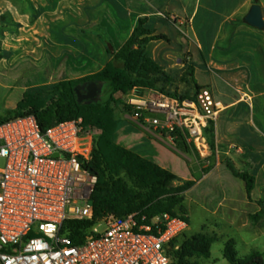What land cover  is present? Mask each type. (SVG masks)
I'll use <instances>...</instances> for the list:
<instances>
[{"label": "rangeland", "instance_id": "obj_1", "mask_svg": "<svg viewBox=\"0 0 264 264\" xmlns=\"http://www.w3.org/2000/svg\"><path fill=\"white\" fill-rule=\"evenodd\" d=\"M164 5L163 1L150 5L146 0H23L21 16L7 14L2 18L6 26L0 29V116L17 114L28 91H40L53 99L56 97L52 92L58 83L102 70L132 35L139 19L146 18V11L161 10L167 17L173 14L177 21V9L172 6L165 10ZM176 21L167 18L151 29L167 39L152 41L147 52L165 73L158 85L160 89L193 96L194 83L187 77L193 67L188 59V32L185 25L177 27ZM116 64L123 67L122 63ZM196 78L201 83L205 81V76ZM117 99L120 101L114 106L119 122L117 132L124 139L118 144L115 137L116 144L146 155V143L160 142L162 149L156 147V156L168 162V166L184 169L185 164L188 178L179 177L181 181L174 185L196 182L178 209L188 219L189 229L176 246L180 248L197 234L209 236L214 239L210 257L190 256L183 262L172 258L171 264H230L224 258L229 241L239 258L257 251L264 260V219L258 222L252 219L260 210L259 201L264 200V152H238V147L223 152L215 139L216 150L210 148V154L201 155L193 146L184 148L172 140L170 133L146 126L127 113L124 95H117ZM259 131L264 137V128ZM101 136L99 129L95 140L99 141ZM263 137L258 141H263ZM243 171L256 180L252 199L247 196L243 180L235 175ZM104 229L102 226L100 231Z\"/></svg>", "mask_w": 264, "mask_h": 264}, {"label": "built area", "instance_id": "obj_2", "mask_svg": "<svg viewBox=\"0 0 264 264\" xmlns=\"http://www.w3.org/2000/svg\"><path fill=\"white\" fill-rule=\"evenodd\" d=\"M146 126L181 136L201 155L204 130L218 114L209 90L181 100L157 91L124 96ZM99 129L83 118L42 131L33 115L0 123V264H170L186 220L170 214L110 215L79 244L63 234L69 220H92L98 181L89 164ZM104 226L105 229L100 231Z\"/></svg>", "mask_w": 264, "mask_h": 264}, {"label": "trees", "instance_id": "obj_3", "mask_svg": "<svg viewBox=\"0 0 264 264\" xmlns=\"http://www.w3.org/2000/svg\"><path fill=\"white\" fill-rule=\"evenodd\" d=\"M147 18L139 19L138 25L132 35L113 54V60L92 75L58 83L53 90L56 98L46 97L40 91H28L14 116H0V123L15 118L33 115L36 117L42 131L59 122L83 118L86 125L96 127L102 131L100 140L94 141L93 159L89 164L98 181L92 196L94 216L92 220H69L63 227V234L69 236L74 243L85 241L99 220L110 215L123 217L132 213H139L152 219L161 214H170L187 220L179 214L178 209L185 199V194L195 185V181H186L181 186L174 183L181 181L171 171L158 164L143 158L139 154L128 150L115 142L118 130V120L115 115V105L120 103L117 95H129L133 91L143 94L146 90L157 91L181 100L196 99L199 92L204 89L199 86L194 68L187 73L194 83L195 95H178L167 93L158 85L163 82L165 73L162 67L148 54L147 47L152 41L166 40L163 34H154L146 26ZM116 62L122 63L120 67ZM88 81H99L106 87L100 102L80 105L74 94V87ZM104 90V89H103ZM125 110L133 114L131 107L124 104ZM211 150H216L215 121H209L204 130ZM174 142L184 148L188 147L185 140L179 136ZM236 177L243 180L249 199H252L256 180L247 171L235 172ZM260 210L252 216L254 222L264 219V200L259 201ZM179 239L172 242L175 247ZM214 239L197 234L185 241L178 250H172L170 259L185 261L190 256L210 257V245ZM229 241L225 247L224 258L230 264H264L262 255L252 251L244 258H239L238 252ZM171 264V263H170Z\"/></svg>", "mask_w": 264, "mask_h": 264}, {"label": "crops", "instance_id": "obj_4", "mask_svg": "<svg viewBox=\"0 0 264 264\" xmlns=\"http://www.w3.org/2000/svg\"><path fill=\"white\" fill-rule=\"evenodd\" d=\"M22 1L0 0V29L6 26L2 18L7 14L21 16ZM146 1L150 5L163 1L165 10L172 6L177 9V21L173 14L167 17L161 10L146 11V24L153 29L169 18L176 21L177 27L185 25L190 49L188 59L195 79L199 86L209 90L218 105L214 121L216 140L222 151L229 153L238 147V152L263 153L264 137L263 141L258 140L262 138L259 129L264 128V28L248 24L247 16L257 4L264 19V0ZM171 1L176 3L170 4ZM196 76H205V81L201 83ZM119 133H116L117 142L122 144L124 138ZM160 145L154 141L146 143V155L134 152L187 179L185 164L184 169L168 166V162L156 156V147L162 149Z\"/></svg>", "mask_w": 264, "mask_h": 264}, {"label": "water", "instance_id": "obj_5", "mask_svg": "<svg viewBox=\"0 0 264 264\" xmlns=\"http://www.w3.org/2000/svg\"><path fill=\"white\" fill-rule=\"evenodd\" d=\"M247 22L251 26L259 29L264 28V19L262 9L259 5H253L250 13L247 16ZM104 84L99 81H88L83 84H78L74 87V94L77 102L80 105L98 103L103 96ZM93 173H95L92 170Z\"/></svg>", "mask_w": 264, "mask_h": 264}]
</instances>
